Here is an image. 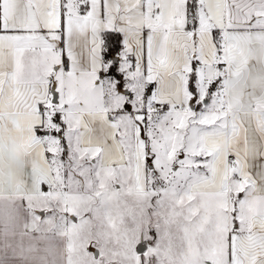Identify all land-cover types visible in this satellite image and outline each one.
<instances>
[{
	"label": "snow or ice",
	"instance_id": "snow-or-ice-1",
	"mask_svg": "<svg viewBox=\"0 0 264 264\" xmlns=\"http://www.w3.org/2000/svg\"><path fill=\"white\" fill-rule=\"evenodd\" d=\"M79 256L264 264V0H0V264Z\"/></svg>",
	"mask_w": 264,
	"mask_h": 264
},
{
	"label": "crops",
	"instance_id": "crops-1",
	"mask_svg": "<svg viewBox=\"0 0 264 264\" xmlns=\"http://www.w3.org/2000/svg\"><path fill=\"white\" fill-rule=\"evenodd\" d=\"M5 223L8 224L10 232L15 231L16 233H19L22 230L19 223L15 220L6 219ZM14 243L17 244V254L26 256L29 259L33 257H43L46 254H50L49 259H51L52 256L56 255L62 249V247L59 249L55 247V245L59 243L58 240L53 241L50 244L48 241L33 240L29 237H25L22 247L18 245L17 241H14Z\"/></svg>",
	"mask_w": 264,
	"mask_h": 264
},
{
	"label": "rangeland",
	"instance_id": "rangeland-1",
	"mask_svg": "<svg viewBox=\"0 0 264 264\" xmlns=\"http://www.w3.org/2000/svg\"><path fill=\"white\" fill-rule=\"evenodd\" d=\"M61 247H62V245H61ZM79 259L81 261V264H85V258L83 256H79Z\"/></svg>",
	"mask_w": 264,
	"mask_h": 264
}]
</instances>
